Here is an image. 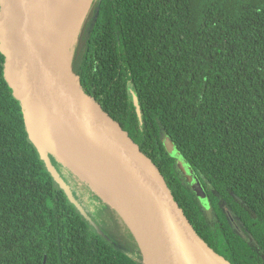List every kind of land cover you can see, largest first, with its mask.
<instances>
[{
  "label": "trees",
  "instance_id": "1",
  "mask_svg": "<svg viewBox=\"0 0 264 264\" xmlns=\"http://www.w3.org/2000/svg\"><path fill=\"white\" fill-rule=\"evenodd\" d=\"M90 8L72 47L86 91L163 168L218 255L264 264V0H93ZM7 62L0 39V264H144L136 243L134 258L118 251L55 180ZM167 141L201 181L208 209Z\"/></svg>",
  "mask_w": 264,
  "mask_h": 264
},
{
  "label": "water",
  "instance_id": "2",
  "mask_svg": "<svg viewBox=\"0 0 264 264\" xmlns=\"http://www.w3.org/2000/svg\"><path fill=\"white\" fill-rule=\"evenodd\" d=\"M74 38L70 48L68 42L62 44L58 40L52 0H0V39L8 61L7 78L24 105L35 147L56 154L82 181L87 180L57 153L56 144H47L41 138V120H48L57 123L80 146L114 164L117 201L100 179L90 170L86 172L99 182L102 187L94 180L93 186L101 189L128 226L144 264H228L198 234L163 168L86 91L72 67ZM9 66L17 74V82L9 79ZM133 101L141 118L137 96H133ZM177 161L186 180L192 183L194 171L181 156H177ZM51 172L73 202L70 188L53 168Z\"/></svg>",
  "mask_w": 264,
  "mask_h": 264
},
{
  "label": "rangeland",
  "instance_id": "3",
  "mask_svg": "<svg viewBox=\"0 0 264 264\" xmlns=\"http://www.w3.org/2000/svg\"><path fill=\"white\" fill-rule=\"evenodd\" d=\"M71 39L72 36H70L68 39L69 48L71 45L70 42L72 41ZM11 75L12 74H10L8 77L12 81ZM41 121L44 124V128L41 129L40 132V134H42L41 138H43V141L47 144H56L57 153L61 155L58 151V143L55 141L58 134L57 130L53 127V123L48 120ZM65 133L70 138H72V136L66 131ZM166 149L171 156H177L175 146L170 141L166 142ZM39 155L51 168L57 172V174H59L61 179L70 188L73 196V204L78 209L83 218L89 223V225L118 251L129 255L131 258H134L136 254V241L114 205L100 191L101 189L98 186L101 185L99 182L95 181L93 178V180L98 184L97 187L100 190L96 189L90 181L86 180L85 182H77L76 179L73 178V176L68 172V170L64 168V166L60 167L54 153L44 150L43 152L39 151ZM190 181L192 183H188L191 186L193 192L196 194L202 205L208 209L209 201L201 181L196 176V174L193 175ZM194 181L196 182V185L193 184Z\"/></svg>",
  "mask_w": 264,
  "mask_h": 264
},
{
  "label": "bare ground",
  "instance_id": "4",
  "mask_svg": "<svg viewBox=\"0 0 264 264\" xmlns=\"http://www.w3.org/2000/svg\"><path fill=\"white\" fill-rule=\"evenodd\" d=\"M90 2L91 0H52L55 33L62 44L67 43L70 36H72L71 40L76 36L78 28L86 17ZM9 72L12 74V81L17 82V74L10 66ZM53 127L58 134L55 141L58 143L59 153L94 185V181L86 172V169L90 170L109 190L111 197L117 201L119 195L114 164L102 155L91 152L87 147L80 146L75 139L63 132L57 123L54 122Z\"/></svg>",
  "mask_w": 264,
  "mask_h": 264
}]
</instances>
